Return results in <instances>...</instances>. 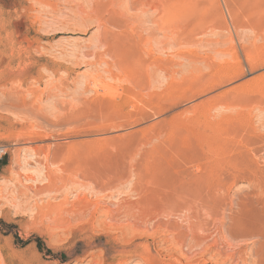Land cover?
I'll return each mask as SVG.
<instances>
[{"label":"rangeland","instance_id":"1","mask_svg":"<svg viewBox=\"0 0 264 264\" xmlns=\"http://www.w3.org/2000/svg\"><path fill=\"white\" fill-rule=\"evenodd\" d=\"M139 1L0 0V264H264V0Z\"/></svg>","mask_w":264,"mask_h":264},{"label":"bare ground","instance_id":"2","mask_svg":"<svg viewBox=\"0 0 264 264\" xmlns=\"http://www.w3.org/2000/svg\"><path fill=\"white\" fill-rule=\"evenodd\" d=\"M132 1V0H131ZM137 1H139V0H137ZM131 3H133V5H135V4H137L138 2H131ZM139 4L140 5H142L141 4V2L139 1ZM139 4H138V6H139ZM143 4H144V2H143ZM136 6V5H135ZM144 6V5H143ZM130 7H132L131 6V4H130ZM135 8V7H134ZM140 8V7H139ZM142 11H144L143 9H142ZM146 12V11H145ZM144 12V13H145ZM264 16V15H263ZM154 17V16H153ZM111 20V19H110ZM109 20V21H110ZM154 20V19H153ZM148 21H149V19H148ZM152 21V20H151ZM103 22H104V20H103ZM105 23V22H104ZM106 24V23H105ZM107 24H110V22H107ZM126 27V26H125ZM126 29H128V28H126ZM152 30H154V29H152ZM153 32V31H152ZM155 32V31H154ZM259 32V31H258ZM134 34V33H133ZM137 34H140V33H137ZM136 34V35H137ZM166 34V33H165ZM168 34V33H167ZM141 35H143V34H141ZM178 35V34H177ZM180 35V34H179ZM255 35H256V32H255ZM104 36V35H103ZM107 36V35H106ZM164 36H166V35H164ZM181 36H183V35H180V37H177V36H173L171 33H170V35H168L167 37H168V39L170 40L171 39V42H169L170 44L169 45H171V46H169L167 43H165V44H167V46H169V47H167V48H170V47H172V45H175L176 43H185V44H187L189 41V39H187V36L185 37V39H183V37L181 38ZM190 36V35H189ZM136 37H138V36H136ZM143 37V36H142ZM177 37V38H176ZM104 37H102V39H103ZM138 38H140V37H138ZM99 39H100V37H99ZM107 39V38H106ZM137 39V38H136ZM144 39V38H143ZM101 40V39H100ZM104 40H105V38H104ZM110 40V39H109ZM112 40V39H111ZM147 40V39H146ZM149 40V39H148ZM148 40H147V42H148ZM144 41V40H143ZM101 43V46H103V47H105V50H104V52H103V54H97V57L99 58V59H101V60H103V58H102V56H108V57H110L111 58V63H108V62H106V64H107V66L106 67H108V69L106 70V75L108 74V76L111 78V79H116L117 78V75H116V73L114 72V70L116 69H118L119 71L121 70V74H123L122 73V71H126V72H128L129 73V75H130V77H129V82H131L130 83V85H131V87L133 86V89H135L134 87H138L139 86V79H141L140 77L139 78H136V76L133 78V75L131 74L132 73V70L131 69H133V68H126V66L127 65H125V64H123L121 61H120V59H119V57L117 56L118 54L114 51V48H113V45H111V44H108L106 41H103V40H101L100 41ZM112 42H113V44H114V41L112 40ZM137 42H139V40L137 41ZM142 42V41H141ZM187 42V43H186ZM190 43V42H189ZM115 44H117V43H115ZM139 44V43H138ZM146 45V44H145ZM166 46V45H165ZM144 47V43H143V45H142V48ZM139 49V48H138ZM116 50V49H115ZM223 50V49H222ZM118 52V51H117ZM143 53L145 52V48H144V51H142ZM221 53V52H219V51H216L215 52V54L216 53ZM217 53V54H218ZM117 54V55H116ZM222 54V53H221ZM140 55V54H139ZM147 55V54H146ZM151 55H154V53L153 54H151ZM128 57V56H127ZM137 57H140V56H137ZM152 57V56H151ZM181 57L182 58H184V59H186V60H188L189 61V66L190 67H193L194 66V68H195V65L197 66V63L198 62H196L195 61V58L193 59L191 56H187V55H181ZM215 57V56H214ZM132 58V57H131ZM135 58V56L133 57V59ZM211 58V57H210ZM139 59V61H141V59L140 58H137L136 60H138ZM145 59V58H144ZM147 59H148V57H147ZM198 59V58H197ZM247 59H248V61L250 62V70L252 71V70H254V68H255V66L257 65V64H260L263 60H264V55L263 56H255V55H253V53L251 54V53H247ZM131 60V59H130ZM135 60V61H136ZM143 60V59H142ZM203 60V59H202ZM210 60V59H209ZM139 61H138V63H139ZM132 62V61H131ZM137 62V61H136ZM145 62V61H144ZM144 62L143 61H141V63H137L138 64V66L141 64V66H143L144 67ZM164 62H165V60H164ZM203 62H205V61H203ZM212 62V61H211ZM135 62H134V60H133V64H134ZM143 63V64H142ZM147 63V62H146ZM152 63V62H151ZM171 62L169 61L168 63L166 62V63H162V65L160 64V66H157V68L159 67V69H161L162 70V72H165L167 75H171V72H172V74H173V72L174 71H172V68H173V65H171L170 64ZM124 66H123V65ZM136 64V63H135ZM204 64V63H203ZM212 64V63H211ZM147 65H148V63H147ZM156 65V64H155ZM159 65V64H158ZM137 66V67H138ZM149 66V65H148ZM150 66H151V68L153 69V67H152V65L150 64ZM149 66V67H150ZM177 66V65H176ZM206 66H208L207 64H206ZM214 66V65H213ZM136 66H134V69L135 68H137ZM142 67V68H143ZM179 67V66H178ZM211 67V66H210ZM144 68H146V67H144ZM175 68V67H174ZM209 68V67H208ZM207 68V69H208ZM212 69H213V67H211ZM133 69V70H134ZM140 69V68H139ZM139 69H136V70H139ZM155 69V68H154ZM192 69V68H191ZM200 69V71L199 72H201V68H199ZM202 69H203V67H202ZM221 69V68H220ZM188 70H190V69H188ZM193 70V69H192ZM195 70H197V68L195 69ZM210 71H211V69H209ZM215 70H217V69H215ZM225 70V69H224ZM139 71H141V70H139ZM194 71V70H193ZM198 71H195L196 73H199ZM206 71V70H205ZM240 72L239 73H242L243 72V70L240 68V70H239ZM145 72V71H144ZM143 72V73H144ZM157 72V71H156ZM176 72H178V71H176ZM190 72H191V70H190ZM203 72V71H202ZM219 72V71H218ZM224 72V71H223ZM233 72H235V69L233 70ZM148 73V72H147ZM194 73V72H193ZM204 73V72H203ZM97 74H99V71H98V73ZM119 74V73H118ZM120 74V75H121ZM149 74V73H148ZM218 74H220V73H218ZM227 74V75H226ZM231 74V72H228V73H226L225 72V74L224 75H226V76H228V75H230ZM123 75H125V74H123ZM151 75V74H150ZM193 75V74H192ZM199 76L201 75V73L200 74H198ZM209 75V74H208ZM211 75V74H210ZM209 75V76H210ZM223 75V74H222ZM92 76H94V75H92ZM98 76V75H97ZM127 76V75H126ZM198 76V77H199ZM205 76V75H204ZM95 77V76H94ZM93 77V78H94ZM101 77V76H100ZM172 77H173V75H172ZM219 77V76H218ZM93 78H90L89 77V80H88V78L86 79L87 81L85 82L86 83V88L87 89H89V88H91V84L94 82V84H96L97 83V77H95L94 79ZM102 78V77H101ZM150 78V77H149ZM171 77H169V79H170ZM208 78V77H207ZM210 78H211V76H210ZM226 78V77H225ZM264 78V76H262V77H260V78H258V79H254V80H251L250 82H248V83H246V84H244L243 86H241V87H251V86H253V85H256L257 83H259L262 79ZM104 79H105V77H104ZM143 79V78H142ZM146 79V78H145ZM151 79H152V77H151ZM204 79H205V77H204ZM228 78H226V80H227ZM117 80H119V78L117 79ZM208 80H209V78H208ZM223 80H224V76L223 77H219V78H216V79H213L212 81H211V85H214V84H220V82L222 81V83H223ZM124 81V80H123ZM200 81V80H199ZM203 80L201 79V82H202ZM100 81H99V79H98V83H99ZM107 82V81H106ZM143 82V81H142ZM148 82V81H147ZM150 82H151V80H150ZM148 83V84H151V83ZM225 82V81H224ZM85 83H84V85H85ZM108 83V82H107ZM103 84L104 86H105V89H107L108 87H110L108 84ZM144 83V82H143ZM221 83V84H222ZM100 84V83H99ZM102 85V86H103ZM106 85H108V87L106 88ZM204 85V84H203ZM94 86V85H93ZM99 86V85H98ZM101 86V87H102ZM145 86V85H144ZM148 86V85H147ZM150 86V85H149ZM211 87V86H210ZM99 88V87H98ZM97 88V90H99ZM113 88V87H112ZM86 89V90H87ZM95 89V88H94ZM102 90V89H101ZM108 90H110V89H108ZM89 91H92V90H89ZM104 91H106V90H104ZM94 93H95V91H94ZM98 93H99V91H98ZM101 93V92H100ZM227 94H228V92H227ZM227 94H225V96L227 95ZM99 95V94H98ZM140 95V94H139ZM235 97V96H234ZM219 98V97H218ZM224 98V96L222 95V97H220L219 99H217L216 101H214L213 103H210V102H207L206 104H205V109L204 110H202V111H197V116H196V118L197 119H201V118H205V119H207L208 117H210L211 116V113H213V111H218V110H224V111H235L234 110V108H235V104H234V101H235V103H237L236 102V100H230V99H223ZM233 99V98H232ZM236 99V98H235ZM208 103H210V104H208ZM238 104L240 105V103L238 102ZM213 116V115H212ZM215 117H217V116H215ZM104 118V117H103ZM216 119V118H215ZM214 119V120H215ZM218 120V119H217ZM216 120V121H217ZM212 128V127H211ZM34 131V130H33ZM3 150V149H2ZM199 189V188H198ZM175 190V189H174ZM179 190V189H178ZM193 191V190H192ZM198 191V190H197ZM180 192V191H179ZM171 193V192H170ZM182 195H185V194H182ZM181 195V197H183ZM190 195V194H189ZM188 195V196H189ZM180 196V195H179ZM191 196V195H190ZM172 197V196H171ZM178 197V196H177ZM176 197V195H175V200H176V202H177V199H179V198H177ZM186 197H187V195H186ZM168 198V197H167ZM170 198V197H169ZM177 198V199H176ZM190 198V197H189ZM165 199V198H164ZM183 199V198H182ZM186 199H188V198H186ZM191 199V198H190ZM184 200V199H183ZM192 200V199H191ZM173 201V200H172ZM188 201V200H187ZM201 201V200H200ZM168 203V202H167ZM170 203V202H169ZM181 203V202H180ZM188 203V202H187ZM173 204V203H172ZM184 204V203H183ZM194 204H195V202H194ZM203 204V203H202ZM176 205H177V203H176ZM180 205H182V204H180ZM197 206H198V204H197ZM196 206V207H197ZM174 207H175V205H174ZM185 207V206H184ZM189 207V206H188ZM188 207H187V210H188ZM167 208V207H166ZM173 208V207H172ZM171 208V209H172ZM179 208V207H178ZM180 208H181V206H180ZM190 208V207H189ZM165 209V208H164ZM175 209V208H174ZM177 209V208H176ZM181 210V209H180ZM179 210V211H180ZM192 210V209H191ZM190 211V210H189ZM188 211V212H189ZM173 212V211H172ZM168 213V212H167ZM175 213V212H174ZM190 213V212H189ZM171 214H173V213H171ZM190 215V214H189ZM195 215V214H194ZM197 217H199V216H197ZM201 225V224H200ZM194 226V225H193ZM196 226V225H195ZM197 227V226H196ZM199 227H201L202 228V226H199ZM191 228V227H190ZM198 228V227H197ZM199 229V228H198ZM193 230H194V228H193ZM201 230V229H200ZM199 230V231H200ZM195 231V230H194ZM191 233H193V232H191ZM194 234H196V232L194 233ZM179 235V234H178ZM197 235V234H196ZM189 236V235H188ZM187 236V237H188ZM193 238H196L195 236H193ZM176 239V238H175ZM198 239V238H197ZM185 240H186V238H185ZM195 240V239H194ZM197 241V240H196ZM199 241V240H198ZM190 246V245H189ZM204 257V256H203ZM258 258V257H257ZM260 259V258H259ZM217 262V261H216Z\"/></svg>","mask_w":264,"mask_h":264},{"label":"built area","instance_id":"3","mask_svg":"<svg viewBox=\"0 0 264 264\" xmlns=\"http://www.w3.org/2000/svg\"><path fill=\"white\" fill-rule=\"evenodd\" d=\"M2 152H3L2 149H0V154H1Z\"/></svg>","mask_w":264,"mask_h":264}]
</instances>
